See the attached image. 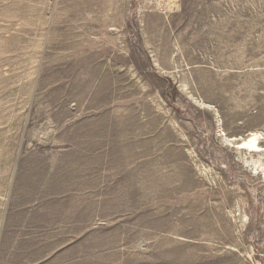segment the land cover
<instances>
[{"label": "rangeland", "instance_id": "1", "mask_svg": "<svg viewBox=\"0 0 264 264\" xmlns=\"http://www.w3.org/2000/svg\"><path fill=\"white\" fill-rule=\"evenodd\" d=\"M175 2L0 0V264H264V0Z\"/></svg>", "mask_w": 264, "mask_h": 264}, {"label": "built area", "instance_id": "2", "mask_svg": "<svg viewBox=\"0 0 264 264\" xmlns=\"http://www.w3.org/2000/svg\"><path fill=\"white\" fill-rule=\"evenodd\" d=\"M161 14L170 13L176 6L175 0H141Z\"/></svg>", "mask_w": 264, "mask_h": 264}, {"label": "bare ground", "instance_id": "3", "mask_svg": "<svg viewBox=\"0 0 264 264\" xmlns=\"http://www.w3.org/2000/svg\"><path fill=\"white\" fill-rule=\"evenodd\" d=\"M258 133H254L252 136H251V140L249 141V143L252 144V146L255 145V148L253 149L254 151H263L264 150V147L262 148L260 143L258 142L259 139H258ZM248 143V138L244 141H242V143L239 144V147H242V144H247Z\"/></svg>", "mask_w": 264, "mask_h": 264}]
</instances>
